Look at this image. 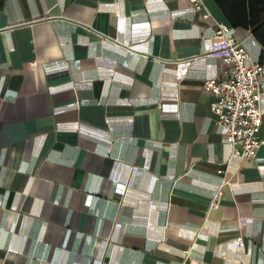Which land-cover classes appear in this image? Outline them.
Returning <instances> with one entry per match:
<instances>
[{
	"label": "crops",
	"instance_id": "0c3cea01",
	"mask_svg": "<svg viewBox=\"0 0 264 264\" xmlns=\"http://www.w3.org/2000/svg\"><path fill=\"white\" fill-rule=\"evenodd\" d=\"M201 2L0 0V264H264V83L243 158L203 90L230 26Z\"/></svg>",
	"mask_w": 264,
	"mask_h": 264
},
{
	"label": "built area",
	"instance_id": "2783aa9c",
	"mask_svg": "<svg viewBox=\"0 0 264 264\" xmlns=\"http://www.w3.org/2000/svg\"><path fill=\"white\" fill-rule=\"evenodd\" d=\"M189 1L196 10L202 7L201 0ZM213 38L212 54L221 59L224 68L219 75L203 80V90L214 97L210 110L232 154L254 158L262 142L259 130L262 124L264 58L251 62L242 40L224 23L217 24ZM218 172L222 173V170ZM220 193V188L215 191L211 205L217 203Z\"/></svg>",
	"mask_w": 264,
	"mask_h": 264
},
{
	"label": "trees",
	"instance_id": "16d2710c",
	"mask_svg": "<svg viewBox=\"0 0 264 264\" xmlns=\"http://www.w3.org/2000/svg\"><path fill=\"white\" fill-rule=\"evenodd\" d=\"M232 28L249 30L264 51V0H213Z\"/></svg>",
	"mask_w": 264,
	"mask_h": 264
}]
</instances>
